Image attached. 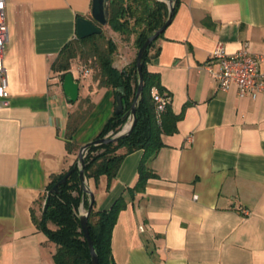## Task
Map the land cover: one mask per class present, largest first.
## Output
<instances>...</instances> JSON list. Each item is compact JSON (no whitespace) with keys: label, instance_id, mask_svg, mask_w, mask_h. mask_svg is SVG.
Wrapping results in <instances>:
<instances>
[{"label":"crops","instance_id":"1","mask_svg":"<svg viewBox=\"0 0 264 264\" xmlns=\"http://www.w3.org/2000/svg\"><path fill=\"white\" fill-rule=\"evenodd\" d=\"M177 6L148 64L159 75L170 107L181 117L163 134L148 161L155 173L143 192L137 181L142 151L127 154L116 176L85 178L86 203L108 209L125 198L111 232L113 264H264V88L239 96L220 90L205 69L221 42L259 58L264 73V0H173ZM91 0H5L7 37L3 66L7 103L0 100V264H54V245L33 222L53 175L77 161L114 113L115 93L98 87L90 73L78 81L69 103L52 76L51 63L75 35L76 19L90 17ZM125 40L113 66L127 65L135 47ZM71 60L70 67L79 63ZM264 84V78H263ZM88 97L92 108L72 135L69 112ZM129 121L126 122V124Z\"/></svg>","mask_w":264,"mask_h":264},{"label":"trees","instance_id":"2","mask_svg":"<svg viewBox=\"0 0 264 264\" xmlns=\"http://www.w3.org/2000/svg\"><path fill=\"white\" fill-rule=\"evenodd\" d=\"M173 2V0H170ZM107 26L128 40L134 36V58L122 68L113 66L117 54V44L103 33L102 26L98 34L86 38L75 37L66 43L51 63L53 72L63 76L69 72L70 62L76 57L92 60L91 74L98 87L111 88L115 95L121 94L123 112L113 113L104 123L95 139L113 136L118 133L127 121L136 92L138 75L135 58L142 42L155 30L160 28L168 18L167 0H108ZM177 2L173 3L171 17ZM170 17V19H171ZM159 34L143 51L141 56L142 90L136 104V122L132 130L107 143L91 144L83 151V175L85 178L97 180L105 175L112 180L123 161V158L136 150L142 151V157L137 166V181L127 191L134 194L144 191L146 181L155 176L149 168L151 160L163 146L161 136L176 132V123L180 114H174L170 107V95L164 92L159 75L150 72L147 64L158 55L156 41ZM120 89L121 91H116ZM165 93L162 110H157L154 94ZM93 103L88 97L79 100L77 108L69 112L64 134L67 152L76 151L79 147L73 144L72 135L84 120ZM94 139V140H95ZM92 140V141H94ZM71 170L63 185H58L56 192H50L53 185ZM86 203V194L81 186L78 160L60 174L53 175L40 199V214L32 216L37 229L54 245L52 260L54 264H91L87 242L79 225L78 207ZM125 198L120 195L108 209L95 210L93 205L87 217V229L97 264H113L111 256V232L119 212L125 207Z\"/></svg>","mask_w":264,"mask_h":264},{"label":"built area","instance_id":"3","mask_svg":"<svg viewBox=\"0 0 264 264\" xmlns=\"http://www.w3.org/2000/svg\"><path fill=\"white\" fill-rule=\"evenodd\" d=\"M7 37V25L5 17V0H0V100L2 104L7 103V78L3 66V48ZM205 69L210 77L216 82L220 90H227L231 85L237 89L239 96L249 94L255 97L263 90L264 73L258 71L259 58L251 55L245 49L229 54L225 47L218 42L211 50ZM92 60L80 61L76 66L69 68L72 78L78 82L91 73ZM61 84L60 73L51 77ZM157 110H162L165 102V93L154 94ZM79 214V213H78Z\"/></svg>","mask_w":264,"mask_h":264},{"label":"water","instance_id":"4","mask_svg":"<svg viewBox=\"0 0 264 264\" xmlns=\"http://www.w3.org/2000/svg\"><path fill=\"white\" fill-rule=\"evenodd\" d=\"M167 5L169 9V14L168 18L164 22V24L155 30L150 36H148L141 44V46L138 48L137 53H136V58H135V66L137 70V75H138V83H137V88L136 92L133 98L132 105L130 107L129 112H126L122 115V117H125L127 115V121L129 123H125L122 127V129L116 133L113 136H105L103 138L95 139L94 141L88 142L81 146L78 150L77 154V160L79 163V176L81 179V186L84 191V193L88 194L91 197L90 192L87 190L85 186V177L83 175V151L85 150L86 147H88L91 144H100V143H107L111 141H116L118 138L128 134L135 122H136V116H135V109H136V104L137 101L139 100L141 90H142V73H141V56L143 51L147 48V46L159 36L166 27V25L170 21L172 9H173V3L170 0H167ZM108 0H91V8H90V17H83L79 16L76 19V25H75V35L77 38L82 39L86 38L88 36H91L93 34H98L101 30L99 26H104L107 25L108 22ZM93 21H95L99 26H97ZM61 88L64 96L66 97V100L69 103H74L77 98H78V82H76L73 78L70 72H67L61 81ZM116 91H121L120 89H117ZM123 112V103H122V97L121 94H116L115 95V106H114V113L115 114H120ZM126 121V122H127ZM71 170L66 172L62 178L56 182L53 187L50 189V192H56L58 185H63L66 181L67 176ZM92 204L91 201L87 206V209L84 213L79 214V225L80 229L82 231V234L87 242L88 249L90 252V261L91 264H97V255L94 251L92 242L89 238L88 234V229H87V217L89 215V212L91 210Z\"/></svg>","mask_w":264,"mask_h":264},{"label":"rangeland","instance_id":"5","mask_svg":"<svg viewBox=\"0 0 264 264\" xmlns=\"http://www.w3.org/2000/svg\"><path fill=\"white\" fill-rule=\"evenodd\" d=\"M103 30V33L106 37L111 38L116 44H117V54H124L125 51V41L122 39L121 35L112 31L107 25H104L101 27ZM135 52L133 53V57L131 58V60L134 58L135 56ZM79 61H84L82 58L79 57ZM92 76V75H91Z\"/></svg>","mask_w":264,"mask_h":264}]
</instances>
